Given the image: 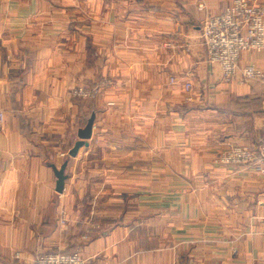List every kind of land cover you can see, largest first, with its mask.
I'll use <instances>...</instances> for the list:
<instances>
[{
    "label": "crops",
    "instance_id": "1",
    "mask_svg": "<svg viewBox=\"0 0 264 264\" xmlns=\"http://www.w3.org/2000/svg\"><path fill=\"white\" fill-rule=\"evenodd\" d=\"M230 1L0 0V264H264V172L215 162L264 139V77L224 80L200 35Z\"/></svg>",
    "mask_w": 264,
    "mask_h": 264
},
{
    "label": "built area",
    "instance_id": "2",
    "mask_svg": "<svg viewBox=\"0 0 264 264\" xmlns=\"http://www.w3.org/2000/svg\"><path fill=\"white\" fill-rule=\"evenodd\" d=\"M199 4V7H202ZM200 35L205 48L206 59L218 64L224 80L241 75L245 78L261 79L264 73L254 64L239 65L244 50L264 51V5L249 0H231L223 10L205 18L200 25ZM173 80V79H172ZM184 90L189 93L192 83L186 81ZM74 96L90 97L91 90L77 87ZM188 100L191 96L187 97ZM4 124V114L0 111V130ZM220 165L253 166L264 172V139L257 147L245 144L234 145L220 151L215 158ZM66 211L60 212V223L66 221ZM36 264H93L78 250L71 252H46L40 254Z\"/></svg>",
    "mask_w": 264,
    "mask_h": 264
},
{
    "label": "water",
    "instance_id": "3",
    "mask_svg": "<svg viewBox=\"0 0 264 264\" xmlns=\"http://www.w3.org/2000/svg\"><path fill=\"white\" fill-rule=\"evenodd\" d=\"M93 118L94 117L92 115L89 118V120L87 121V124L85 125V127L79 130V132H78L79 139L74 143L73 147L68 152V154L70 156H75L77 151H78V149L82 145L86 144V140L91 135V128H92ZM65 166H66V163H64L60 169L55 171L56 176H57L56 190L58 192H62V190H63L64 179H65V174H64Z\"/></svg>",
    "mask_w": 264,
    "mask_h": 264
}]
</instances>
